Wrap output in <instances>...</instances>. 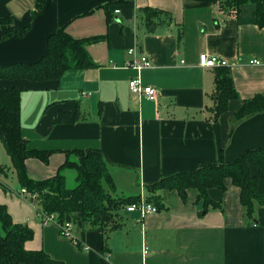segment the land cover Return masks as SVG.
I'll return each instance as SVG.
<instances>
[{
    "label": "crops",
    "instance_id": "obj_1",
    "mask_svg": "<svg viewBox=\"0 0 264 264\" xmlns=\"http://www.w3.org/2000/svg\"><path fill=\"white\" fill-rule=\"evenodd\" d=\"M38 1L0 0V18L13 22L0 25V36L28 27ZM43 6L24 37L0 42V66L39 61L61 28L77 40H99L86 48L96 68L72 69L54 81L0 80L6 89L22 90L21 135L29 148L54 152L47 164L27 161L34 180L56 176L66 151L101 150L111 165L113 196L145 197L147 186L162 178L264 148V111L235 118L242 100L264 94V29L256 24L255 5H243L236 18L232 10L219 11L216 0H44ZM146 9L164 14L151 23ZM133 48L152 68L140 73L129 66ZM203 54L229 65L240 95L218 122L211 111L213 69L201 66ZM134 78L154 88L156 100L134 95ZM61 113H77L78 121L57 124ZM12 182H4L10 192L0 190V204L15 223L33 229L26 248L65 264H264V207L255 212L257 222L246 219L231 181L226 191L209 190L222 208L207 212L195 189L185 202L164 190L168 209L144 218L124 211L123 226L108 235L73 222L71 234L87 251L57 226L43 225L33 202L18 196L17 179Z\"/></svg>",
    "mask_w": 264,
    "mask_h": 264
},
{
    "label": "trees",
    "instance_id": "obj_2",
    "mask_svg": "<svg viewBox=\"0 0 264 264\" xmlns=\"http://www.w3.org/2000/svg\"><path fill=\"white\" fill-rule=\"evenodd\" d=\"M218 9L236 18L241 8L246 4L256 6V24L264 29V0H216ZM44 0L38 1L32 13L31 23L22 32L15 28L0 36V42L10 37H24L33 24V20L42 13ZM145 12L154 23V19L163 12L146 9ZM11 18H0V25H11ZM99 38L77 40L67 34L64 28L57 30L49 38L46 54L35 63L10 64L0 66V80H29L32 82L54 81L61 78L69 70H85L96 68L87 45L95 43ZM214 89L211 96L214 122L229 109V102L240 100L235 88L231 68L219 66L213 69ZM21 99L22 90L6 89L0 85V140L11 159V167L16 173V179L21 189L38 196L33 202L37 214H57L58 223L70 220L81 223L106 235L117 231L123 226L121 214L127 207L138 203L141 196L130 198L114 197V179L110 174V164L100 150L85 149L65 152L66 160L61 165L56 176L34 180L27 167L29 159H37L48 163L54 152L36 151L28 146V140L21 135ZM243 105L235 118L243 120L246 117L264 111V94H258L251 99L242 100ZM77 113H61L56 118L57 124H70L78 121ZM9 168L0 165V176L6 175ZM74 171L76 185L72 189L67 186L65 172ZM264 180V148L246 150L238 159L215 165L202 166L195 171L179 172L165 177L159 182L147 186L146 200L157 207L158 211L168 209L163 200V191H176L182 201L187 200L188 189L198 192L197 203L203 206V212L209 209L222 208L220 202L210 199L209 190L226 191V182L231 181L240 191V203L244 208V216L257 222L254 218L258 207H264V191L259 190V183ZM10 192L9 187L0 181V190ZM202 212V213H203ZM34 237L30 226L15 223L7 207L0 204V264H65L54 260L43 250H28L27 243ZM72 242L83 251L80 242L74 236Z\"/></svg>",
    "mask_w": 264,
    "mask_h": 264
},
{
    "label": "built area",
    "instance_id": "obj_3",
    "mask_svg": "<svg viewBox=\"0 0 264 264\" xmlns=\"http://www.w3.org/2000/svg\"><path fill=\"white\" fill-rule=\"evenodd\" d=\"M118 12V11H117ZM129 55L131 56V61L129 63V66L136 69L138 72H142L143 70L150 69L152 68V62L150 61L149 57L145 54H138L137 48H133L129 50ZM200 64L202 67L207 68V69H214L219 66L223 67H228L226 62L220 60L217 58L215 55L210 56L208 54H203L200 56ZM261 62L260 61H254L252 64L259 65ZM129 88L130 91L137 96H145L149 100H156L157 98V91H155L154 88L152 87H146L142 84V81L140 78H134L130 80L129 82ZM18 196L23 197L26 200H30L32 202H35L38 199V196L31 192H27L24 189H21L19 192H17ZM128 213L131 212H140L142 214V217L144 218L146 215L149 214H156L158 213L157 207L154 205L150 204L146 200V196H141V200L138 203H133L130 206L127 207ZM38 218L42 222L43 225L49 226V225H54L57 226L58 229L60 230V234L63 237L70 238L72 239V229H73V224L70 220L65 221L62 224L58 223V215L57 214H37ZM88 249L85 247V251ZM144 255L146 256L149 251H148V246H144Z\"/></svg>",
    "mask_w": 264,
    "mask_h": 264
},
{
    "label": "rangeland",
    "instance_id": "obj_4",
    "mask_svg": "<svg viewBox=\"0 0 264 264\" xmlns=\"http://www.w3.org/2000/svg\"><path fill=\"white\" fill-rule=\"evenodd\" d=\"M0 165H3L4 167L9 168L8 170V177L6 175H3V181L8 182L9 184H13V180H16V173L14 169L11 167V159L9 154L6 152L5 146L3 142L0 140ZM6 176V177H5ZM67 186L68 188L72 189L76 185L75 180V173L71 170V172H67ZM21 189H19L17 192H19ZM145 195V194H144ZM73 237V236H72Z\"/></svg>",
    "mask_w": 264,
    "mask_h": 264
}]
</instances>
